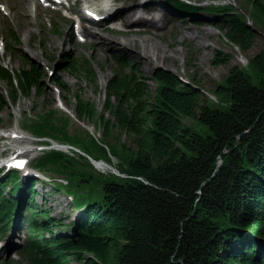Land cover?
Segmentation results:
<instances>
[{
    "label": "trees",
    "instance_id": "16d2710c",
    "mask_svg": "<svg viewBox=\"0 0 264 264\" xmlns=\"http://www.w3.org/2000/svg\"><path fill=\"white\" fill-rule=\"evenodd\" d=\"M249 1L255 18L264 21V0ZM169 2L187 10L196 7ZM219 8L212 24L231 44L250 50L254 28L233 7ZM118 62L106 82L101 111L81 94L73 96L75 116L92 120L100 138L85 130L79 137L64 136L58 115H69L58 109L37 112L30 123L24 115L23 126L92 156L83 147L90 146L98 153L95 159L111 163L116 156L121 175L80 168L81 153L44 150L31 166L65 173L59 176L65 182L52 187L72 196L76 217L51 215L34 200L36 179L23 182L9 170L0 172V225L8 224L18 204L21 211L23 206L31 210L25 244L30 264H264V50L244 67L231 66L214 85L219 102L205 93L194 72L184 79L156 67L152 93L138 65L119 56ZM229 62L230 55L220 52L212 59L214 66ZM57 67L48 77L61 98L71 89L58 72L96 79L86 58L65 54ZM45 76V69L31 60L13 71L0 64L12 103L32 91L41 94ZM6 96L0 90V112L8 104ZM194 122L209 132L199 133ZM122 135L128 142L121 141Z\"/></svg>",
    "mask_w": 264,
    "mask_h": 264
},
{
    "label": "rangeland",
    "instance_id": "374dc122",
    "mask_svg": "<svg viewBox=\"0 0 264 264\" xmlns=\"http://www.w3.org/2000/svg\"><path fill=\"white\" fill-rule=\"evenodd\" d=\"M88 1L97 6L103 3V0ZM26 2L29 3V7H23L24 9L12 19L9 15L12 4L6 5L4 0H0V13L4 15V19L0 18V44L3 43L4 46L1 47L0 45V63L13 71L22 67L29 60L38 62L46 71L44 78L46 87L43 88L41 94L32 91L28 96L20 95L15 103L9 102L4 107V110L0 112V154L6 158L14 150L15 145L26 144L22 143L23 141L13 142L12 140L14 138L12 129L16 124L19 130L26 131L22 128L26 113L33 116L35 113L44 110L58 109V111H63L69 115H58V124L63 126L64 136L79 137L80 132L85 130L93 138H100L101 130L92 120L84 119L80 121L75 116V100L73 96L76 93L81 94L85 100L93 102L97 106L98 111H101L105 100L106 82L113 72L119 68L118 56L124 57L125 62L131 64V66L138 65L137 67L142 73L149 77L147 83L152 93H154L157 86V83L151 78L152 71L156 67H162L171 70L184 79L194 72L205 93L211 100L219 102V98L212 92L214 85L223 81L231 66L244 67L255 53L264 50V21L255 18V11L249 0H190L196 7L188 13L171 11L170 7L164 4V0H150V4H159L160 11L164 12L162 20L167 21V26L164 30L154 28L149 34L150 36L143 34V36H136L138 37L137 45L121 43L119 40L122 37H118V34L110 33L108 32L109 30L105 31L102 26L90 24H82V26L84 25L98 31L102 36L104 35L105 38H108V41L106 40V42L101 44L99 39L91 42L86 37V41L80 42L73 22L71 25L70 22L61 16V13L44 8L36 0H26ZM225 5L233 7L234 11L241 13L245 21L254 28L256 35L250 50L242 51L236 45L231 44L223 36L224 30H219L212 24L213 17L218 13L219 7ZM206 6H214V8L206 10L204 8ZM198 22L203 26H196L195 23ZM155 25L159 28L157 24ZM187 25H190L189 29L191 30L186 27ZM179 27L181 31L177 32ZM204 30L209 32V35L204 37V39L199 36L190 38L191 34L192 36L194 34L203 35L202 32ZM185 33H187L188 37L182 38V34L185 35ZM82 34L86 36L87 31L82 32ZM109 39L110 41L113 40V42H110ZM142 42H146L148 45H151L152 42L159 44L166 51V56L163 57L162 54H158L157 58H155V54L152 53V55L145 57L139 49ZM5 45L10 47L11 51L5 50ZM216 52L230 55V62L214 66L212 59ZM65 54H69L71 58H86L91 63L96 79L91 82L88 78L76 77L67 70L58 72L61 79L71 89L70 91H63V98H61L58 95V88L49 80L48 76L58 70V60ZM252 73L255 76L254 72ZM7 89L8 84L0 78V90L5 96L8 93ZM29 118L26 119V122L30 123L31 120ZM194 127L201 134L209 132L208 127L201 122H194ZM26 132L29 134L28 131ZM56 140L60 141L61 139ZM121 141L124 143L128 142V138L122 135ZM28 142L29 144L27 145H31L32 148L38 147L40 144L35 140H29ZM115 145L118 147L117 144ZM83 147L92 156L99 157L98 153L93 151L90 146ZM34 152L35 155L28 158V163L19 172L24 182L28 177L32 176L29 163L38 154V149ZM65 153L68 155L73 154L71 151H66ZM77 153L85 156V159L79 160V163L83 161L80 168L86 167L88 170L91 168L90 170H94L101 176H107L108 173L121 175L116 169L118 162L116 156L110 157L111 163L107 162V165L109 164L112 167L108 165L107 169H100L92 163V159H103H95L82 150ZM124 155L120 153L118 157L122 156L123 158ZM85 163H90V165L85 166ZM48 173L53 176L65 174L51 170H48ZM57 183L60 182L57 181ZM6 189L5 191H7ZM35 189V202L44 209H50L51 215L55 217L68 215L69 220L76 217V211L71 205L70 197L66 198L63 196L64 193L61 190H55L50 182L40 180L35 185ZM6 195L8 196L9 194L6 192ZM69 220L67 219L66 223ZM20 227L15 224L12 230L10 229L3 235L0 244L6 242L7 238L12 236V239L8 238V242L10 240L13 242V249L8 254L6 253V247L0 250V262L7 261L13 257V259L20 260L22 264L27 263L25 255L20 251L24 240L23 237L27 235V230L18 229Z\"/></svg>",
    "mask_w": 264,
    "mask_h": 264
},
{
    "label": "bare ground",
    "instance_id": "6f19581e",
    "mask_svg": "<svg viewBox=\"0 0 264 264\" xmlns=\"http://www.w3.org/2000/svg\"><path fill=\"white\" fill-rule=\"evenodd\" d=\"M5 4L8 5V4H12V7H10V11H9V15L12 19H14L21 10H23L25 7H29V3L26 2V0H4ZM24 7V8H23ZM152 10H153V15L155 16L154 19H150V22H146L145 18L143 17L142 19H140V23L139 24H142V27H129L121 32H119L118 34V37H122V39L119 40V42L121 43H125V44H128V43H131L132 45H137V39L138 37L136 36H143V35H148L150 36L149 34H151V27L152 26H155V24H158L159 25V29L161 30H164L167 26V21H163L162 20V16H164V14H161V13H158L157 12V8L155 9V7H150ZM206 10H209L210 7L209 6H206L204 7ZM125 17H124V20L125 21H128L129 25L133 24L132 21H129L128 19V16H127V12L124 14ZM0 18L1 19H4V15L2 13H0ZM196 26H203L201 23H195ZM188 29L190 27V25H187L186 26ZM178 31L177 32H180L181 31V28L179 27L177 29ZM191 30V29H189ZM87 36L89 37V40L91 42H93V40H97L99 39L101 41V44L103 42H106V40L108 41V38H105V36L101 33H99L98 31H95V30H87ZM203 35H193L191 34L190 38L192 37H196V36H199L200 38L204 39V37H207V35H209V32L207 30H204L203 32ZM143 34V35H142ZM188 35L187 33L182 34V38H187ZM141 38V37H140ZM143 39V38H142ZM110 41V39H109ZM142 41V40H141ZM110 42H113V40H111ZM203 42V41H201ZM97 47H99V45H97ZM142 53L144 54L145 57L149 56V55H152V53L155 54V58H157L158 54H162L163 57L166 56V51L162 49V47L159 45V44H156V43H151V45L147 44L146 42H142L141 43V46L139 48ZM12 132H14L15 136L14 138L12 139L13 142H22V143H26V144H21L20 146L18 145H15L14 147V150L12 153H21L22 155L24 156H27V157H31L32 154L34 153V148L31 147V145H27L29 144V140H32L30 135L25 132V131H21L19 130L17 124L13 127L12 129ZM94 165L97 167V168H100V169H107L108 168V165H107V162L106 161H96L94 163ZM10 249H12V246L10 244H8Z\"/></svg>",
    "mask_w": 264,
    "mask_h": 264
},
{
    "label": "water",
    "instance_id": "95a60500",
    "mask_svg": "<svg viewBox=\"0 0 264 264\" xmlns=\"http://www.w3.org/2000/svg\"><path fill=\"white\" fill-rule=\"evenodd\" d=\"M89 157V156H88ZM97 160H93L92 159V163L94 164ZM98 161H101V160H98ZM109 165V164H108ZM109 167H112L111 165H109Z\"/></svg>",
    "mask_w": 264,
    "mask_h": 264
}]
</instances>
